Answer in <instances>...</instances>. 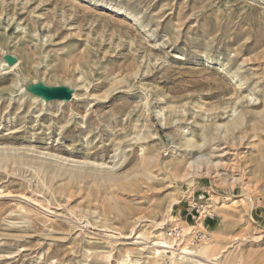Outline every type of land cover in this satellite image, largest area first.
<instances>
[{
  "label": "rangeland",
  "instance_id": "rangeland-1",
  "mask_svg": "<svg viewBox=\"0 0 264 264\" xmlns=\"http://www.w3.org/2000/svg\"><path fill=\"white\" fill-rule=\"evenodd\" d=\"M5 55L0 264H264V0H0Z\"/></svg>",
  "mask_w": 264,
  "mask_h": 264
},
{
  "label": "bare ground",
  "instance_id": "bare-ground-1",
  "mask_svg": "<svg viewBox=\"0 0 264 264\" xmlns=\"http://www.w3.org/2000/svg\"><path fill=\"white\" fill-rule=\"evenodd\" d=\"M6 56V55H5ZM4 56V57H5ZM4 57L2 58V63H1V65H0V71L1 72H4V71H12V70H14V68L17 66V63L16 64H14L13 66H9V67H7V68H5L6 66H7V64L8 65H12V64H9V63H6L7 61L6 60H4ZM8 69V70H7ZM47 90V89H46ZM58 91H67L65 88H60V89H56L55 91H50V90H48L47 91V94L49 95V96H52L53 95V93H56V92H58ZM67 93H68V96H66V97H64V98H69L70 97V93L67 91ZM47 97V96H46ZM62 99V98H61ZM188 146L189 147H194V144L193 143H190L189 142V144H188ZM188 147V148H189ZM208 163H211V161L205 156V155H200V156H197L193 161H191V162H189L188 164H187V166H186V171L184 172V174H183V177H187V178H191V174L194 172V171H202L203 169H204V165H207ZM207 167V166H206ZM208 168V167H207ZM216 170V169H215ZM206 171H208V170H206ZM216 173V172H215ZM214 174V173H213ZM210 176V175H209ZM213 176V175H212ZM211 176V177H212ZM211 192V191H210ZM31 199H33V198H31V196H29V195H26L25 197H24V200L25 201H30ZM33 201V200H32ZM219 203V200L217 199V197L216 196H214L213 197V204H218ZM207 207V206H206ZM209 207V210H210V208L211 207H213V205L212 206H208ZM207 207V208H208ZM207 210L205 209L204 211H201V213H204V212H206ZM201 219V218H200ZM173 221V220H172ZM160 223V222H159ZM156 224V223H155ZM163 224V223H162ZM158 226H157V228H156V230H158L159 232H163L164 231V227L161 225V224H157ZM156 226V225H155ZM155 226H154V228H155ZM155 230V229H154ZM155 230V231H156ZM167 230V229H166ZM162 232L160 233V234H158L159 236H157V238L153 241V243H152V245H153V248H152V251L150 252V254L153 256V257H155V258H159V257H161L162 255H163V253H167L168 252V250L170 249V250H173V244H172V241L170 242L168 239H165V237H163V234H162ZM184 234V233H183ZM168 238V237H167ZM171 239V238H170ZM173 240V239H172ZM137 242V241H136ZM135 243V242H134ZM151 243V242H150ZM210 243V242H209ZM208 243V244H209ZM137 244H138V242H137ZM205 244V243H204ZM203 244V245H204ZM186 245V244H185ZM180 246V245H179ZM209 247H211V246H204V247H200V248H196V249H199V250H197V251H195L196 253L199 251V253L200 254H202V255H207V252H212V250L213 249H210ZM217 247V246H216ZM178 249H180V248H178ZM174 250H176V249H174ZM210 250V251H209ZM180 251V250H179ZM171 252V251H170ZM174 252L175 251H172L171 253L174 255ZM177 252V251H176ZM192 252L193 251H189V250H187V248H182V250L178 253V256L180 257V259H183L185 256L184 255H182V254H186V253H191L192 254ZM195 253V254H196ZM199 254V255H200ZM188 255V254H187ZM186 255V256H187ZM148 257H150V256H148ZM164 257V256H163ZM173 257V256H172ZM173 258H176V257H173ZM186 258V257H185ZM184 258V259H185ZM172 259V258H171ZM176 259H179V258H176ZM159 260V259H158ZM175 260V259H174ZM189 260V259H188ZM173 261V260H172ZM183 261H185V260H183ZM180 263V262H179ZM197 263V262H196ZM159 264H161V263H159ZM200 264V263H199Z\"/></svg>",
  "mask_w": 264,
  "mask_h": 264
},
{
  "label": "built area",
  "instance_id": "built-area-1",
  "mask_svg": "<svg viewBox=\"0 0 264 264\" xmlns=\"http://www.w3.org/2000/svg\"><path fill=\"white\" fill-rule=\"evenodd\" d=\"M195 201H193V205L190 208V211L188 212L189 214H191V211L195 210L197 207V202H201L204 199V195H198L196 198H194ZM212 209L207 211V215L210 218H213L212 215ZM194 228V227H191ZM194 229H192L190 232H192L193 236H192V241L197 244L200 245L202 243H207V241H209V237H210V232L208 231L207 228L202 229L201 231H194ZM189 234V233H188ZM169 235H174L178 240L182 239V230L181 228H175L173 233H170Z\"/></svg>",
  "mask_w": 264,
  "mask_h": 264
},
{
  "label": "water",
  "instance_id": "water-1",
  "mask_svg": "<svg viewBox=\"0 0 264 264\" xmlns=\"http://www.w3.org/2000/svg\"><path fill=\"white\" fill-rule=\"evenodd\" d=\"M5 60L7 61V63L12 64L15 59L13 57H11V56H6ZM66 96H68L67 91H58L56 93H53V95H52V97L58 98V99L59 98H64Z\"/></svg>",
  "mask_w": 264,
  "mask_h": 264
}]
</instances>
